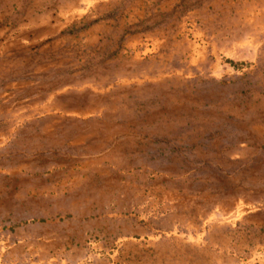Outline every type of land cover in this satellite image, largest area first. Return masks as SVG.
Here are the masks:
<instances>
[{
    "label": "rangeland",
    "instance_id": "374dc122",
    "mask_svg": "<svg viewBox=\"0 0 264 264\" xmlns=\"http://www.w3.org/2000/svg\"><path fill=\"white\" fill-rule=\"evenodd\" d=\"M0 264H264V0H0Z\"/></svg>",
    "mask_w": 264,
    "mask_h": 264
}]
</instances>
